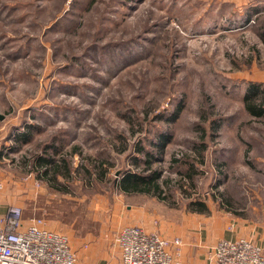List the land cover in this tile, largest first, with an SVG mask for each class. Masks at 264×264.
Masks as SVG:
<instances>
[{
    "label": "rangeland",
    "instance_id": "374dc122",
    "mask_svg": "<svg viewBox=\"0 0 264 264\" xmlns=\"http://www.w3.org/2000/svg\"><path fill=\"white\" fill-rule=\"evenodd\" d=\"M263 24L264 0H0V185L22 217L91 223L150 152L161 192L126 203L264 226V115L244 110Z\"/></svg>",
    "mask_w": 264,
    "mask_h": 264
},
{
    "label": "crops",
    "instance_id": "0c3cea01",
    "mask_svg": "<svg viewBox=\"0 0 264 264\" xmlns=\"http://www.w3.org/2000/svg\"><path fill=\"white\" fill-rule=\"evenodd\" d=\"M2 187L0 216L7 207L21 205L16 195L19 189L13 192L4 185ZM101 200L100 206L90 207L91 223L90 218L82 215L81 207L79 209L74 204L64 211L72 220L66 224L57 216L51 218L50 212L45 217L49 230L71 237L70 247L76 253L79 264H119L120 250L114 238L123 227L137 226L148 233L157 231L166 240H178L179 264H208L207 253L220 240L251 238L260 242L264 238V226L236 218L238 216H229L222 211H215L209 216L187 213L162 218L146 207L126 203L118 190L113 196L101 194ZM23 218L28 220L30 216Z\"/></svg>",
    "mask_w": 264,
    "mask_h": 264
},
{
    "label": "built area",
    "instance_id": "2783aa9c",
    "mask_svg": "<svg viewBox=\"0 0 264 264\" xmlns=\"http://www.w3.org/2000/svg\"><path fill=\"white\" fill-rule=\"evenodd\" d=\"M114 242L120 250L119 264H179L180 242L166 240L157 231L123 227ZM206 259L208 264H264V238L217 241ZM0 264L79 263L65 234L49 230L45 218L27 220L21 207L9 206L0 216Z\"/></svg>",
    "mask_w": 264,
    "mask_h": 264
},
{
    "label": "trees",
    "instance_id": "16d2710c",
    "mask_svg": "<svg viewBox=\"0 0 264 264\" xmlns=\"http://www.w3.org/2000/svg\"><path fill=\"white\" fill-rule=\"evenodd\" d=\"M257 33H258L257 34L258 38L264 43V24L261 26L260 31H258ZM259 87L260 86L255 84H248L246 95L244 96V110L248 113V115H251L254 118L261 119V117L264 115V93L260 94ZM157 143L158 144L156 143L153 144H155L157 150L160 151L164 147V144L167 143V138L163 137ZM147 155L145 156L147 157V160L144 162L146 168L142 172L139 173L133 172V173L125 174L123 175L120 181H118L117 183L113 182L115 189L120 191L124 196L131 197L133 195H142V196L154 197L161 192L160 190L161 183L159 182L161 178L160 172L157 169H151L150 167V163H152L150 160L151 153L148 152ZM37 160H38L37 163L38 165L50 166L51 163H53L52 159H49L48 157L45 156H41V157H37L34 160V163L32 162L33 163L32 167H35V162ZM55 169L58 168L56 167ZM59 171L56 170L55 174L56 173L58 174ZM64 172L68 174V169H65ZM47 174H48L47 170H45L44 172L45 177H42V180L43 181L45 180L47 182V185H52L47 179ZM99 178H101V174L99 175ZM194 207L195 208L192 210L193 213L199 214L205 211V206L202 203L194 204Z\"/></svg>",
    "mask_w": 264,
    "mask_h": 264
}]
</instances>
